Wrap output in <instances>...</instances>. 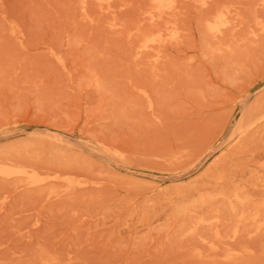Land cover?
<instances>
[{"label": "rangeland", "instance_id": "obj_1", "mask_svg": "<svg viewBox=\"0 0 264 264\" xmlns=\"http://www.w3.org/2000/svg\"><path fill=\"white\" fill-rule=\"evenodd\" d=\"M262 98L264 0H0V264H264Z\"/></svg>", "mask_w": 264, "mask_h": 264}, {"label": "bare ground", "instance_id": "obj_2", "mask_svg": "<svg viewBox=\"0 0 264 264\" xmlns=\"http://www.w3.org/2000/svg\"><path fill=\"white\" fill-rule=\"evenodd\" d=\"M158 4L164 2V0H154ZM264 108V98H262L255 106L249 110H247L241 117L239 124L241 127L246 125L248 128H253L255 123L261 119L263 116L262 109ZM52 136V135H51ZM57 137V136H56ZM58 139V138H54ZM0 175L4 177H10L11 175H15L18 177H22L23 181L27 182L28 184H37L38 180L34 177L33 173L25 172L22 170H8V169H0Z\"/></svg>", "mask_w": 264, "mask_h": 264}]
</instances>
